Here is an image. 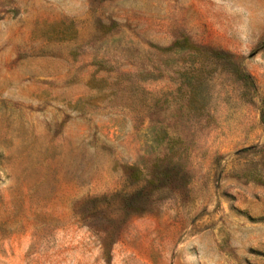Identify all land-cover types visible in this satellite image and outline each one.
Returning a JSON list of instances; mask_svg holds the SVG:
<instances>
[{
    "label": "rangeland",
    "instance_id": "374dc122",
    "mask_svg": "<svg viewBox=\"0 0 264 264\" xmlns=\"http://www.w3.org/2000/svg\"><path fill=\"white\" fill-rule=\"evenodd\" d=\"M0 264H264V0H0Z\"/></svg>",
    "mask_w": 264,
    "mask_h": 264
},
{
    "label": "trees",
    "instance_id": "16d2710c",
    "mask_svg": "<svg viewBox=\"0 0 264 264\" xmlns=\"http://www.w3.org/2000/svg\"><path fill=\"white\" fill-rule=\"evenodd\" d=\"M138 191H139V190H136V193H138ZM128 208H129V207H128ZM128 208H127L126 210H128ZM130 210H132V211H133V210L136 211L135 208H131ZM134 211H133V212H134Z\"/></svg>",
    "mask_w": 264,
    "mask_h": 264
}]
</instances>
